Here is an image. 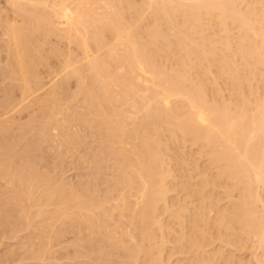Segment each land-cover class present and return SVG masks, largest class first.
<instances>
[{
    "label": "bare ground",
    "instance_id": "1",
    "mask_svg": "<svg viewBox=\"0 0 264 264\" xmlns=\"http://www.w3.org/2000/svg\"><path fill=\"white\" fill-rule=\"evenodd\" d=\"M7 1L12 7L13 15L11 20L8 21L9 23L5 25L6 27L0 33V50L4 53V67L2 68V61L0 62V66L4 70V74H7L5 76H12L14 80H17L16 82L18 83V86L20 88V94L19 101L17 100L16 96L15 98L17 101H12L11 99L8 100V98L5 101L6 109L3 108L4 105L2 106V108L5 110L2 111L3 113H0V117H3V119L0 120V132L9 131L7 129H10V126L8 125L9 118L11 116L10 113L13 114L18 106L19 108H21L20 105L24 104L27 101H30V99H33L38 104L40 103V105H42L43 103L44 105H46L45 103H47L48 105L52 104L53 106L51 107L50 105V107L52 108L51 114H49L48 116L46 114L44 123H42V125L40 124V134L44 136V138L46 137V140L48 139L47 133H49L48 131H50L52 125L53 130L54 124L56 126H58L59 124H57V121L55 120V114L53 113L56 108L55 104L59 99L55 89L56 87H58L57 84L55 85V82L58 83V78L57 80L55 78L56 81L49 82H53L54 84H51L50 87L46 88L47 85H44L39 75L38 69L39 66L44 67L45 64L42 65L41 58L38 59L35 57L38 48L36 51L34 50L36 53L32 55L29 54L28 51V49H30V47L32 46L33 41H35L37 38H42L41 42L43 41L46 43L48 39V41H50L51 37H56L61 41L67 42L69 52L73 48L77 54L80 53L76 57H72L73 51L72 55L68 52L69 54L66 55L67 57L65 56L66 58L62 62V66H57L60 68V71H58V73L56 74L59 75L60 72L61 75L62 72V75L64 73L68 79L71 77V75L78 78L76 80L80 84V86L78 85V89L80 87V92L84 91V93L82 94L86 93L85 95L98 105L99 112L102 111L100 113H102V118L104 119L101 118V130L102 133L104 132L103 134H105V136L103 137L107 138L108 136V142L112 144L111 140H113V143L114 141H121L123 143L124 140H126L125 138H127L123 136L124 133H126L125 131H127L128 129V127H126V120H128L129 122L130 120H132V118L135 119L136 117L134 118L133 115H136L137 113V118H139V115L141 118H139L140 122L138 123L129 122L130 124H132L131 128L133 126L134 127L132 130L130 129L127 131L128 136L131 134V139L128 137L126 140H132V143L134 145L136 144L134 142L140 143H137V145L135 146L133 144L130 145L131 147L134 146L133 148H131L129 145L125 146L128 147V150L125 147V149L123 150V146L126 145L124 142V145L122 144L123 146L120 147L122 150L119 149L121 152L118 151L120 154L116 152L118 148H115L116 151L113 153L115 157L117 155L116 159H119V163H116V166L118 165L117 168L119 170V172L117 170V177L119 178V181L118 179H116L118 181L116 182L117 185L116 183H114L115 189H119L115 191L116 193L118 192L117 195H115V193L113 192L115 189L112 190V193H110L108 189L107 191L104 189L105 192H107V194H104L107 196L109 194L110 197L108 196L109 198L102 200L100 199L101 197L99 199H96L97 194H94L93 192V195L92 191L91 195L90 190H88V192L83 191L84 194H90V196H86L82 193V191L81 194H78L79 191L75 192V190L73 191L75 193H71V190H73L72 188L70 190V194H67V192L63 190L60 191V189L62 188H60L59 186L57 187H59L60 189L56 186L55 187L57 189H53V186L50 187V183L48 184L49 186L42 185L43 188H41V184L43 183L42 180L44 179H41L39 177L38 179H35L37 176L34 175V178L32 177L33 174L31 175L29 173L31 175L30 176L25 172L26 170L24 171L25 174L21 172L20 175L16 174V176L18 177H14V174L13 176L11 174L14 171V169H12L13 171L10 173L12 177L9 175L11 177H9V182H7L8 180H6V182H3L5 181V178H8L3 175L5 174V172L1 169L0 189L1 194L3 195L0 194V196L4 198V202H0V205L2 204L4 207L9 205L12 210L14 209L17 212L20 211V214L24 213L27 216L26 218L24 214L21 215L22 219L26 218L27 220H29L30 218H28V216L31 217L33 216V214L28 212H31L32 210L36 211L34 207H38V210L40 209L39 211L37 210V214L35 213L36 217L43 214L44 206L42 205L45 204L42 203L43 199H40L41 195L39 194V192L43 193V196L41 198L47 197L48 199L49 196H51L50 198H52L53 200V197H56V199L54 198V201L56 202L53 201L54 205H56L57 207L59 206L61 210L63 208L62 211H59L61 214L63 212L65 217L67 214L68 217H66V219H68L69 221H67V223L72 225V229L74 228L73 233L75 231V233L79 232L81 234H87V236L91 235V237L88 236V238H96L92 239V241H97V239L98 241H100L101 239H106L105 241H107V244L108 242L109 244L111 242L112 245L110 244V246H113L115 248H118L120 246L119 248L121 252H127V256H124V258L127 257V260H129V262L131 261V264H140L139 256L141 255H143V258L146 260L145 262V260L143 259V263L145 264H168L167 262L165 263V259L162 258L164 256V251L163 253H161V248L163 250L165 247L163 248L164 245H162V243L159 244L162 245V247L159 246L158 243L163 242L164 244H167L166 242L168 238L166 239V237H170L172 235H175L176 237V232L173 231L175 233L174 234L171 231L172 228L170 227V233V231H168L169 226L166 228V226L163 225L164 220H162V215H165L166 213L168 214V212L170 211L168 210L169 206L166 205L168 204L166 202L168 201V193H171L172 189L170 188L171 191H169L170 189L167 188V181L171 183V181L169 180H173V176L171 173H169L171 172V170L169 169L170 167L166 169L167 162L164 161L166 160L164 158V155L159 156V154L161 153H157L158 151L155 149L156 146H153L155 144L157 145V141L154 142V139L160 132H163V130H161V126H165V130H167L169 134H167V132L165 133L168 136H171V138L169 139L177 140L178 138L179 141L180 137L182 138L180 141L182 142L183 140L182 143H185V139L187 138L188 140L189 138V140H191L194 145H197L199 147V151L202 148L201 151L204 156L202 154L201 155L205 158H208V161L205 159V162L208 163L210 169H215L214 174L217 172L216 175L213 176V178L216 179V182L212 181L210 183L215 182L217 184V187H219L218 185H222L221 187L225 186L226 188V186L231 182L229 186H233L235 187V189H237V187L243 186V196H241L244 199H241L240 196V194L242 193L240 191L241 188L240 190L237 189L235 191L232 187L235 193L238 190L241 192H237L239 195L238 199L240 198L239 202L242 203V201H244L241 205V208L240 204L239 207L237 206L238 208L236 206H232L233 209L230 208L231 206H227L226 209L228 210L229 208L228 212L230 213V215L234 214V219L232 218V216H229V218L231 217L232 221L227 218L231 221V223L230 221H226L227 219L225 217H227V215L225 216L226 212L223 213L225 211L224 208V211L222 210L223 212L221 213L224 214L222 216H224L225 220L220 216V208V210H217L219 212V215H217L218 212H216V215L220 216L217 217V220L222 218L223 220H219L221 221V223L222 221H226L225 224L223 223L220 225L221 227L219 226L220 223H218L217 220L213 221L216 219L213 218L214 216L216 217V215H213V220L211 219V221L213 222H209L210 218H208V216L206 215H208V213H210L211 211L209 212L207 209L205 210L206 215L204 213V209H206L207 207L203 209L199 207L200 209L198 208V213H195L194 216L198 217L197 214H199V217H201L202 219L200 221L205 224L203 225L204 227L206 226L205 228H208V230L210 224H213L215 222H217V225L219 227L217 225L216 226L218 228H222V225H224L228 229L227 222H229L228 226H231L229 227V229L231 228L232 231L236 232L240 229L242 232L241 235L243 234V237L246 238V241L249 242L252 239H256L255 243L257 244V248L260 249L264 255V93H262V97L260 96L261 92H258L259 85L260 87L261 84L263 85L260 90L264 88L263 12L258 11L260 15L259 13H257V11L255 12V9L253 12V9H250L251 6L246 3L249 6L248 8V6L245 5L244 2L246 0H141L142 2L138 0L140 5L136 4L135 0ZM133 1H135L136 5L133 3ZM238 4L239 6L244 5L243 7L245 8V10L244 8L243 10H241V8L238 7ZM142 10H145V13L148 15V17L144 12H142ZM139 11L142 12V14H140ZM139 16H142V24L144 23V18L145 20L147 18L149 20H152L150 21L152 23L147 20L146 22H148V24L145 25L146 27L144 29L142 28L143 30H141V27H137L139 25L142 26L141 23L135 25V22H138V19L141 20ZM162 26H167V31L169 28L174 31V33L171 34V38H169V36H166L165 31L162 30L164 28H161ZM210 26H213V29L214 27H220V29L218 28V30L215 29L217 31H214L211 27L210 31ZM132 27L136 29L138 28V31H135V29H132ZM234 30H237L235 34L233 33ZM213 31L214 34H212ZM173 48L181 56L175 55V51L171 52L174 50ZM33 49L31 48V50ZM173 54L177 57V59L175 58L176 64L173 63L174 61L172 62L176 66L174 69L173 65L170 68L171 71H166L167 65L165 67H157L158 65L155 64V62H158V59L164 57L165 60V58L168 56L170 58V55L174 57ZM158 56H161V58ZM42 59H44V57ZM166 62L168 63V61ZM159 63V66H163L161 62ZM254 66H259L261 70V77L259 80L261 83H256L258 86L257 90L255 89L257 87L255 84L254 88L253 83H251L247 79H242V74H248V72H250ZM53 69L51 67V70ZM57 70L58 69H56V71ZM64 81L69 82V80L66 81V79ZM65 82L64 84H67ZM61 83L63 85V81L60 82V84ZM221 83L226 84V86L228 87H226V90L229 91L228 96H230L231 99L234 96V100H227L228 102H225L224 100L220 99L222 96H220V94L224 91L223 89L225 88V86ZM220 85L224 88L221 89L222 87ZM246 90L248 91L250 98L253 96L252 101L250 100V98L248 99L246 97L248 94ZM42 91L43 93H41ZM89 98L88 100H90ZM218 98L223 103L221 101L219 102ZM15 102L18 103L15 104ZM89 103L90 109L94 108L91 106L92 102ZM106 104L108 108L106 107ZM104 105L108 112H106ZM116 105H121V109H117L118 106L116 107ZM129 108L132 113L134 111L136 113H133V117L131 116L127 118V116L125 115L130 112L128 111ZM97 111L98 110H96L94 115L97 113ZM130 113H128V116L130 115ZM100 116L97 118L95 117L96 120L99 119ZM52 121L56 123L52 124ZM97 121L100 123L99 120ZM5 123L7 125H4ZM134 123L135 125H133ZM150 123L153 125L152 129H150ZM122 130H124V132ZM121 133H123L122 137L120 135ZM118 138H124V140L119 141ZM149 141H152L154 144H151L152 142L148 143ZM117 144L119 145V143ZM160 145L161 144H158L159 148ZM159 148L157 147L158 150H160ZM11 149L8 148L9 151ZM111 150H113V148H111ZM204 153L207 155V157ZM7 155L4 156L7 157ZM205 165L208 166L207 164ZM167 166H169L168 163ZM3 167L4 166H2V168ZM21 167H23V165ZM15 178L17 183L15 182ZM32 179H35L36 181L35 184L37 186L35 190V185L33 186L34 182H32L34 180ZM39 182H42L40 186L38 185ZM207 182H209V180L205 182L208 185ZM225 182H228L226 183L227 185L225 184ZM111 183L113 182L111 181ZM215 183H213L214 186ZM223 183L225 185H223ZM11 186L13 188V191L14 189H16L15 186H17L18 188L15 190L17 192H14L20 193L16 194V196L14 195L15 193L12 194L13 192L11 191ZM38 186L39 188H41V191H39L40 189H37ZM229 186L227 187L230 188ZM44 187L46 190L44 189ZM183 190L185 191V189ZM206 190H208V188ZM227 190L228 189H225V191L228 193ZM231 190H229V193H233L234 195L233 190L232 192ZM34 191H39V195L36 194L37 192L33 193ZM10 194L13 195V197ZM35 194L36 196L38 195V198L34 196ZM110 194H113L112 196H117L116 198L118 199L114 200V197H111ZM203 196H201L200 194V198H202ZM34 197H36L34 200L35 202L32 201ZM110 198L113 199L111 200ZM109 199L112 202H110ZM208 199L204 200L203 198V201L205 202ZM238 203L236 205H238ZM40 204L42 207L40 206ZM49 204L52 205L53 203H51L50 201ZM204 204L206 203H203V205ZM161 205L162 208L160 207ZM203 205L199 206L204 207ZM46 206L47 208L51 207L48 204L45 205V208ZM57 207H54V209ZM163 207L164 210H162V212H166L165 214H163L164 212L161 213L159 211V208L161 210L163 209ZM172 208L176 209L175 204H173ZM181 208V211L179 208H177L179 209V211L175 210L174 215V217L176 218V223L174 224H177L178 221L179 228L180 224H185L186 221L183 220L184 217L180 214L183 213V207ZM26 209L28 211H26ZM48 209H45V211ZM58 209L55 210L58 211ZM230 209H232L231 212ZM56 211L54 212L56 213ZM172 211L174 212V210ZM172 211L170 212L172 213ZM206 211H208V213ZM213 211L214 210H212V212ZM158 212H160V215H162L159 216ZM228 212L226 214H228ZM60 213H56L58 218H60L59 216H61ZM45 214H47V212ZM49 214H52L51 216L55 215H53V213L51 212ZM173 214L174 213H172V215ZM211 215L209 217H211ZM57 216L56 220H58ZM195 217L194 221L195 219L196 221H198L199 217ZM32 219L33 218L31 217V220ZM61 220L63 219L61 218ZM194 221L191 222L193 223V225L196 224L194 223ZM201 222H199V226L202 224ZM203 225L201 226L203 227ZM183 226L180 228L181 231L183 230V232L180 231L182 234L187 230H185ZM194 226L190 225L184 227L192 228L191 231L190 228L188 229L191 234L192 231L194 232ZM202 227L199 228L202 229ZM215 227H210V229H215ZM197 228L195 229L198 231L199 228ZM212 229L209 231L207 230V233L209 235L213 233ZM227 229L225 231L229 230ZM166 231H168L171 235H169V233L167 232L168 236L165 237ZM158 232L159 235H161L159 236L157 234L158 237L165 238L164 240L166 242H164L163 239L160 240V242L157 240L159 238L156 239L157 236L155 235ZM195 232L193 234H196ZM218 232L221 233L220 237H222L223 239L225 235L222 236L223 233L220 231ZM101 233L104 235V237L103 235L102 237L100 236L101 239L99 240L100 237L97 236L101 235ZM207 233L205 234V232H203V238L208 235ZM182 234L180 235L182 236ZM186 234L190 235L188 232ZM186 234H184V237H186ZM199 234L197 233L196 235L200 237ZM213 234L211 236H213ZM226 234L229 235L228 232ZM232 234L229 236L227 235V237L230 238L231 236H233ZM215 235V238H211L213 239V242H209L214 244V239H218L216 237H219L218 233ZM80 237H82V235H80ZM83 237L86 238L87 241L90 239H87V237L85 236ZM184 237H180L178 242L181 243V241L185 239ZM187 237H189L191 241L195 239L193 238L194 235H190ZM206 237L204 239L205 241L207 239ZM220 237L218 240H222L220 239ZM172 238L173 237H171V239L169 238V240H172ZM201 238L202 237H200V240L203 241V238ZM239 238L240 241L245 240L241 239L240 236L235 238L234 240L231 239L232 241H235L232 243H239ZM80 239L82 240L83 238ZM197 239L195 240L198 243H196L198 245L197 248H200V253L202 251L205 252L204 249L202 250L203 247H201V245L203 246L204 241L200 242L199 238ZM84 240L85 239H83V241ZM92 241L90 240L89 242L91 243ZM185 241L187 242V239H185ZM189 241L187 243H190L191 245L192 242ZM174 242L177 241L175 240ZM186 242L185 244L187 245ZM199 242L201 243V245ZM84 243L81 247L86 244ZM90 243L87 246H89ZM98 243L100 245H103L105 242L103 241V244L102 242ZM126 243H129L131 245L129 246ZM113 244L118 246H114ZM193 244L194 245H192V248L196 246L195 241ZM208 244L206 243V246H208ZM157 245L159 248L158 251L155 252ZM190 245H188L190 251L196 249H191V247H189ZM237 245L239 246L240 243ZM92 247L94 246H91V248L89 246V248H87L92 249ZM100 248L102 249V247ZM121 248L126 251H122ZM101 249L100 252L99 250L97 251L101 253ZM198 249H196L197 252ZM219 249L214 251L217 252ZM220 251H218L219 253L217 252L218 254L216 253L218 257L222 254L220 253ZM75 253H77V251ZM197 255L198 259L205 258L213 263H217V259H221V257L217 258V255H214L212 257L213 259H216V261L214 262L211 258L209 259L212 254H208L210 256H207V258L205 257V253V256L203 255V258L199 257L201 254L199 255L197 253ZM221 256L223 257V255ZM191 258V261L194 262L197 257ZM198 259L197 261H199ZM226 260L228 261V263L230 262L229 257ZM226 260L223 261L225 264L227 262ZM204 261L202 260V262ZM257 261L260 264L263 263L262 261L260 262V260ZM223 262L221 261V263ZM231 262L229 264H232ZM190 263L194 264L195 262Z\"/></svg>",
    "mask_w": 264,
    "mask_h": 264
},
{
    "label": "rangeland",
    "instance_id": "2",
    "mask_svg": "<svg viewBox=\"0 0 264 264\" xmlns=\"http://www.w3.org/2000/svg\"><path fill=\"white\" fill-rule=\"evenodd\" d=\"M135 1H136V4H139L138 0H135ZM135 1H133L134 4H135ZM246 1L244 2L245 5L251 6L250 9L251 10L253 9V12L255 9V12L256 11H257V13L263 12V14H264V0H246ZM140 2H142V1L140 0ZM243 6H241V5L239 6V4H238V7L241 8V10H243V8H244ZM249 6H248V8H249ZM244 10H245V8H244ZM12 11H13L12 7L10 6V4L8 3L7 0H0V26H1L0 27V33L6 27L5 25L7 23H9L8 21L11 20L12 15H13ZM142 12L145 13V10L144 11L142 10ZM142 12H140V14H142ZM140 14H137V15H140ZM137 15H136V17H137ZM259 15H260V13H259ZM146 16L148 17L147 14H146ZM139 17L141 18V20L138 19ZM139 17L137 18L138 22H135V25L138 23H141L142 16H139ZM136 20H134V21H136ZM144 20H145V18H144ZM144 20H143L144 23L143 24L141 23L142 26L144 25L143 27L140 25L137 26L138 28L141 27V30H143L146 27L145 25L148 24V22H146V21L149 19L147 18L145 21ZM150 21H152V20H149V22ZM150 23H152V22H150ZM214 26H216V25H214ZM211 27H212V30H214V31H217L218 28L220 29V27H216V28L214 27V29H213V26H210V31H211ZM138 28L136 29V28L132 27V29H135V31L136 30L138 31ZM161 28H164L162 30L165 31L166 36L167 37L169 36V38H171V34L174 33V31L171 30L170 28L167 31V26H164V27L162 26ZM215 29H217V30H215ZM170 31H172V32H170ZM214 31H213V33L212 32H210V33L214 34ZM236 31L234 30L233 33L235 34ZM166 32H168L169 34ZM54 38L51 37L50 41H48L49 40L48 39L46 41L47 44L43 41L41 42L42 38H37L35 41H33V44L30 47V49H28V51H29V54H31V55L35 54L37 52L38 56H37V54H35V57L38 59L41 58L42 65H44V64L47 65V66L44 65V67L43 66L38 67L39 75H40L44 85L45 84L47 85L46 88L50 87L51 84H54L53 82L52 83H49V82L56 81L58 78V83L55 82V85L57 84L59 88L55 86L56 87L55 89H56V93L58 94L59 99H58L57 103L55 104L56 108H55L53 113L55 114V120L57 121V124L58 123L59 124H58V126H56L54 124L53 130H52L53 125H52L50 131H48L49 133H47L48 136L45 135L48 138L46 140V137L44 138V136H42L40 134V127H41L42 123H44V119L46 118V114H47V116L49 114H51V111H52L51 107H53V106H52V104H50L51 105V107H50V105H48L47 103H45L46 105H44V103L42 105H40V103L39 104L36 103V101H34L33 99L32 100L30 99V101H27L24 104H21L20 105L21 108H19V106H18L16 108V111L13 112V114L10 113V115H11L9 118L10 124L8 123V125L10 126V129H7L9 131H5V132L1 131L0 132V161H1L0 162V170L2 169V171L5 172V174H3V175H5L8 178V179L5 178V181H3V182H6V180H8L7 182H9V179L13 176V174L15 177L16 174L20 175L21 172L24 173V171L26 170L25 171L26 173H28V174L30 173L31 175L33 174L32 177L35 178V176H37L35 179H38V177L41 179H44V180H42L43 183L39 182V184H38L40 186V184L42 183L41 188H43L42 185L47 186L50 183L49 185H50V187L53 186V189H55L57 186H59L62 189H60L59 187H57V188H59L60 191L63 190L65 192H67V194H70L71 188L73 189V190H71V193H75L76 191H79L78 194L79 193L81 194V191L84 194L83 191L88 192V190H90V194H91V191H92V194H93V192H94V194H97L96 199H99L101 197L100 199L103 200V199L110 197L109 194H108L109 197L104 194V193L107 194V192H105V190L107 191V189H108L109 192L112 193V190L115 189L114 183L119 181V178L117 177L118 165L116 166V163L117 162L119 163V159L117 158L118 159V161H117V159H116L117 155H116V157L113 155V153L116 151L115 148H118L116 152H118V151L121 152L119 149H121L120 147H122L124 145V142H125L126 145L123 146V150L125 148L128 150V147H125V146H128V145L130 146L133 143H132V140L126 141L127 138L128 137L130 138V136H131V134L128 136L127 131L130 129L132 130L134 127L133 126L131 128L132 124H130L129 122L138 123V122H140L139 118H141V117L139 115V118H137L138 116H136V115H138V113L136 115L135 114L133 115V113L135 111L132 113V111L129 108L128 111H130L131 113L128 112V113H130V115L128 116V113H127L125 116H127V118H128V117H131L133 115L134 118L136 117L135 119H137V120H135L133 118H132V120L129 119L130 120L129 122H128V120H126V122H127L126 127H128V129H127V131H125L127 134L124 133V135H123L124 137H127V138H125L126 140H124V138H122V139L118 138L119 141L124 140V142L122 143L120 141L121 142L120 143V142L114 141V143H113V140H111V139H109V140H111L112 144L110 142H108V139H107L108 136H107V138L103 137V136H105V134H103L104 132L102 133V130H101L102 129L101 118L103 117V115L100 112H102V111L99 112L98 105L95 104L88 96H86L85 95L86 93L82 94V93H84V91L80 92V87L78 89V85L80 86V84L76 80L78 78L71 75V77L68 79L64 73H63V75H64V77H63L62 72H61V75H62V79H61L60 72H59V75L56 74V73H58V71H60L59 67L62 66L61 64H62L63 60H65V58L67 57L66 55H68L69 53L72 55V51H73L72 57H74V56L76 57L80 53L77 54L73 48H72L73 50L71 49L69 52V48L67 46L66 41H61L60 39H58L56 37H54ZM31 48L32 49L34 48V49L31 50ZM37 48H38V50H37ZM34 50L35 51L37 50V51L35 52ZM171 52H174L175 55L181 56L178 52H176L175 49ZM175 55H174V57L172 55H170L173 58L170 57L171 58L170 59L168 56L165 58V60H164V57L161 58V56H158L162 60L158 59V62L157 61H156L157 63L155 62V64L158 65V66L157 65L156 66L159 68V67H165L167 65L166 71H168V70L171 71L170 68L172 67V65H173V69L176 67L174 65V64H176L175 60L177 59V57ZM3 56H4V53L0 50V62L2 61L1 63L3 64L2 68L4 67ZM1 57H2V59H1ZM43 57L45 60L42 59ZM168 58L172 61H170ZM166 61H168V63ZM159 62H161L163 64V66H159L160 65ZM55 66H56V68H55ZM57 66H59V67H57ZM48 67H49V69H48ZM51 67H52V69L54 68L55 70L54 69H53L54 71L51 70ZM2 68L0 66V69H1L0 70V72H1L0 73L1 74L0 75V110H1L0 113H3L2 111H4L6 109L5 108L6 102L5 101L8 98H9L8 100L11 99L12 101L13 100L19 101V94H20V91H19L20 88L18 86V83L16 82L17 80H14V78L12 76H10V77L5 76L7 74L6 73L4 74V70ZM56 69H58V70L56 71ZM245 75H247V76H245ZM245 75L242 74V76H243L242 79L243 78L247 79L248 81L253 83V85L255 84L257 86L256 83H258V84L261 83L259 81L260 77H261V70H260L259 66H254L253 69L250 72H248V74L246 73ZM5 77H7V78H5ZM59 77H60V79H59ZM55 78H56V80H55ZM65 79H66V81L69 80V82H65L64 81ZM61 80L63 81V85H62V83L60 84V82H62ZM64 82L67 84H64ZM221 84H223L225 86V88L220 85L222 87L221 89L224 88L223 89L224 91L221 90L223 92L220 94V96L222 95L221 98L220 97L219 98L224 100L225 102H228L232 99L234 100V96L232 97V99L230 98V96H228L229 91L226 90V87H227L226 84L225 83H221ZM255 85H254V88H255ZM261 87H263L262 84H261ZM261 87L259 85L258 92H261L260 96L263 97L264 94L262 95V93H264V91H263L264 88H262V90H260ZM257 88H258V86L255 89L257 90ZM246 92L248 93L247 90H246ZM41 93H43V91ZM77 93H79L80 95ZM231 93H230V95H231ZM247 93H245V94H247ZM15 96H16L17 100H16ZM248 96H249V93L246 96L249 99L250 96L249 97ZM84 97H87V98H84ZM88 98L90 100H88ZM218 99H216V100H218ZM220 99L218 100L219 102L221 101ZM250 100L251 101L253 100V96L250 98ZM89 102H92L91 106L94 108L90 109V106H89L90 103ZM16 103H18V102H15V104ZM3 105H4L3 108H5V109L2 108ZM41 106H43L44 108ZM117 106H118L117 109H121V105H116V107ZM104 107H105V105H104ZM106 107H107V104H106ZM106 107H105V109H106ZM95 108H96V110H98L97 113L99 112L98 115H97V113L94 115V113L96 112ZM20 109H21V111H20ZM49 110H50V113H49ZM248 110H249V107H248ZM250 110H251V108H250ZM106 112H108L107 109H106ZM100 115H102V116H100ZM99 116H100V118L97 120H99L100 123L96 120V118ZM41 117L42 118L44 117V118L42 119ZM2 119H3V117H0V120H2ZM10 119H12V120H10ZM102 119H104V118H102ZM53 121H54V119H53ZM53 121H52V124L56 123ZM135 123L133 125H135ZM4 125H7V124L5 123ZM127 125H129V126H127ZM150 125H149L151 127L150 129H152L153 125L151 123H150ZM165 128H166L165 126L164 127L161 126V130H163V132H160L158 134V136L154 139V142L157 141V145L156 144L153 145L154 147L156 146L155 149L158 151L157 153H161V154H159V156L164 155V158L166 160H164V158H163V160L165 162H167L169 165V166H167V163H166V167H167L166 169H168L170 167L169 169L171 170V172H169V173H171L173 176V178H172L170 176L171 174L169 175L173 179V180L168 179L169 181H171V183L167 181V184H168L167 188L172 189V192H171L172 194L168 193L169 196L167 195L168 201L166 203H168L169 205L168 204H166V205L169 206L168 210H170V211L174 210V212L172 211V213H174V214L172 215V213L170 211L168 212V214L164 211H163L164 212L163 213L162 210H164V207L161 210L159 208V211L163 214L166 213L165 215L161 214L162 220H164L163 225L166 226V228L169 226L168 231H170V227H171L172 228L171 231L176 232V237H175V235H172L169 237L167 235L169 232L166 231L165 237L168 236V237H166V239L168 238L167 242H166L164 240L165 238L158 237L159 232L156 233V235H155V236H157L156 239L159 238V239H157L159 242H160V240L163 239V241L167 243V244H164L163 242L158 243V245L162 243V245H164L163 248L165 247L163 250L161 248V253H163V251H164V256L162 258L165 259V263L167 262L168 264H191L190 262H192V263L195 262L197 264H225L223 261L229 257L230 262L232 261L231 262L232 264H260L257 260H260V262L262 261L263 262L262 264H264V260H263L264 255H263V252L257 248V244L255 243L256 239L255 240L252 239L254 241H252V240L249 242L246 241V238L243 237V234L241 235L242 232L240 229H239V231L237 230V232L232 231L231 228L229 229V227H231V226H228L229 222H227L228 225L226 224L229 230L224 225H222L223 229L218 228L221 224H223V223L225 224L226 221H230V220L232 221L231 217L229 218V216H232V218L234 219V217H233L234 214L230 215V213L228 212L229 208H228V210L226 209L227 206L228 207L231 206L230 208L233 209L232 206H236V207L238 206L239 207V204H240V208H241V205H242L244 200L242 201V203L239 202L240 198L238 199V196H239L238 193H241L243 191L242 190L243 186L241 185L242 187H237V189H239V190L241 188V190H240L241 192L238 190L237 191L238 193L234 192V190L235 191L237 190V189H235V187L229 186L231 183L230 181H228V182H230L228 185L226 184L228 182H225V184L227 186H229L230 188H228L227 186H226V188H225V186L221 187L222 185L221 186L218 185L219 187H217V184L215 183L216 179L213 178V176L216 175L217 172L214 174L215 169L211 168L214 171L211 170L209 168L210 166L208 165V163L205 162V159L208 161V158L203 157L204 155L202 154V151H201L202 148L200 147L201 149L199 151V147L197 145H194L191 142V140H189V138H188L189 141L187 140V138L185 139L186 140L185 143H182L183 140H182V142L180 141L182 139L180 137H179V139H180L179 141H178V138H177V140L176 139H172V140L169 139V138H171V136L169 135L170 136L169 137L167 135L169 133L167 132V130H165ZM124 130H126V129H124ZM124 130H122V131L124 132ZM38 131H39V133H38ZM165 132H167V134ZM122 134L123 133L120 134L121 137H122ZM120 135H119V137H120ZM125 135H127V136H125ZM105 139H106V141H105ZM174 140H176V141H174ZM126 142L127 143L129 142L131 144H129V143L127 144ZM151 142L152 141H149L148 143H151ZM117 143H119L120 146ZM134 143H136L135 145H137V143H140V142H134ZM113 144H115V145H113ZM151 144H154V143L152 142ZM158 144H161L160 148H159ZM186 144H188V145H186ZM133 147H131V148H133ZM157 147L160 150H158ZM8 148L9 149L12 148V149L9 151ZM111 148H113V150H111ZM109 150H111L112 152ZM5 151H7V152H5ZM119 152H118V154H120ZM199 153H200V156L202 158L199 156ZM115 154H117V153H115ZM4 155H7V157ZM206 157H207V155H206ZM183 163H185V164H183ZM205 164H207L208 166H206ZM22 165H23V167H21ZM2 166H4V167L2 168ZM29 166H30V168H29ZM12 169H14V171ZM12 171L15 173H13ZM216 171H217V169H216ZM118 172H119V170H118ZM10 173L12 174V176L10 175ZM16 177H18V176H16ZM35 179H32V180H34V181H32V182H34L33 186L35 185L34 190L36 189V186H37L35 184V182H36ZM116 179H118V181ZM114 180H116V181H114ZM207 180H209V182H207L208 185L205 183ZM111 181L113 183H111ZM212 181H215V182H213V183H215V186L213 185V183H210ZM15 182H16V178H15ZM60 183H61V185H60ZM209 183H210V185H209ZM112 184H113L114 188H113ZM225 184L223 183V185H225ZM116 185H117V183H116ZM17 186H18V184H17ZM17 186H15L16 189L18 188ZM39 186L37 189H40L39 191H41V188H39ZM203 186H204V188H203ZM232 187L234 188V190ZM10 188H11V191L13 192V193L11 192L12 194L17 192V191H15L16 189H14L15 192L13 191L12 186ZM109 188H112V189H109ZM207 188H208V190H206ZM44 189H45V187H44ZM82 189H84V190H82ZM171 189L169 191H171ZM183 189H185V191ZM225 189H228L227 190L228 193L225 191ZM231 189L233 190L234 195H233V193L232 194L229 193V190H231ZM18 190H20V189H18ZM74 190H75V192H73ZM117 190H119V189H115L113 191L115 193V195H117V193H118V192L117 193L115 192ZM232 190H231V192H232ZM39 191H34L33 193L37 192L36 194H38ZM98 191H100V192H98ZM101 191H102V193H101ZM120 191H121V189H120ZM197 191H198V194H197ZM43 192H44V190H43ZM95 192H97V193H95ZM18 193H20V192H18ZM18 193H15L14 195L16 196V194H18ZM0 194H1V189H0ZM36 194L34 196H36ZM39 194L41 195L40 199H43V201H44V202L42 201V203H44L45 205L48 204L51 206V207H48L49 208L48 209L47 206L45 208V205H42V206H44L43 214H45L47 212V214H45V215H43V214L41 216L39 215L42 218H40L39 216L36 217L37 212L40 210V209L39 210L37 209L38 207L36 208L33 206L36 209V211L32 210L31 212H28V213L33 214V216H31L30 214L29 215L34 220L33 219L31 220V217H29V216H28V218H30V219L27 220L26 219L27 216L24 213L23 214L26 216V218L22 219L21 215H23V214H20V211H18L19 212L18 213L17 211H15L13 209L14 210V212H13V210L9 207V205H7L8 207L7 206L4 207L2 204L0 205V212H1L0 213V264H128V263L131 264V261L129 262V260H127L128 259L127 257L124 258V256H127V252H121L120 248H119L120 246L118 247L119 249L115 248L113 246H110L111 242H110V244H109V242L107 244V241H105L106 239L105 240L101 239V237L103 235L102 233H101V235H98V236L96 235L97 237L101 236L99 238V240L100 239L101 240L100 241H98V239H97V241L94 240L95 242L92 241V239H96V238L95 237L90 238L91 235H88V236H90L89 237L90 239H89L87 234H84V233L81 234V233L77 232V230H76L77 233H75V231L73 233L74 228L72 229V225L67 223V221H68V219H66V217H68L67 214L65 217L63 212H62V214L60 213V211H62L63 208L61 210V208L59 206L57 207L56 205H54V202H56V201H54V198L56 199V197H53V200H52V198H50L51 196H49V198H50V200H49V198L47 199V197L41 198L43 196V193L39 192ZM87 194H89V193H86L84 195L90 196V194L89 195H87ZM102 194H104V195H102ZM200 194H201V196H203V195L204 196L202 198H200ZM228 194H230V195H228ZM242 194H243V192L240 194V196ZM1 195H3V194H1ZM44 195H45V193H44ZM98 195H99V197H98ZM112 195H111V197H114V200L118 199V198H116L117 196H112ZM11 196L13 197V195H11ZM242 196H241V199L243 198ZM36 197H34V199L32 201H34ZM118 197H119V194H118ZM196 197H197V199H196ZM2 198L3 197L0 196V202L1 203L4 202V198L3 199ZM203 198H204V200H206L208 198H212V199H208L207 201L204 202ZM110 199H109V201L112 202L111 200L113 198L111 200ZM1 200H3V201H1ZM45 200H47V201H45ZM50 201H51V203H53L52 204L53 207L51 204H49ZM200 201H201V203H200ZM203 203H206V204L203 205ZM237 203H238V205H236ZM173 204H175L176 209H173L175 207L172 208ZM32 205H33V203H32ZM170 205H172V206H170ZM177 205H179V206H177ZM199 205H203L204 207L199 206ZM40 206H41V204H40ZM54 207H57V208H55L56 210L59 208L58 211L59 210L60 211L59 212L56 211L54 209ZM160 207L162 208V205ZM181 207H183V213L184 214L183 213H180V214L183 215V217H184L183 220L184 221L186 220V221H185V224H182V225L180 224V228L183 225L184 226H190V225L194 226L195 225L196 226V227L194 226L195 228L202 227L201 225H203L204 223H202L200 221V220H202L201 217H199L200 215L197 214L199 218L194 216L195 213H198L199 207L202 209L207 207L206 209H204V213H205V210H207V209L209 212L210 211L212 212V210H214L212 212V215H211V212L208 213V211H206L208 213V215H206V213H205V215L208 216V218H210L209 222L216 221L218 219L217 217H220V216L222 218H224V216H222V215H224L223 213H225V212L226 213L228 212V214L225 213V216L227 215V217H225V218L226 219L228 218L230 220L227 219L226 221H224V222L222 221V223H221V221H219V220L220 219L223 220V219L220 218L219 220H217V222L220 223L219 226L217 225V222L210 224L209 230L212 229V228L210 229V227H213V226L215 227L216 225L218 226V227L216 226L217 228L215 227L216 230L212 229L213 233H214V234L212 233L213 236H211L212 234L209 235L207 233L208 228H205L206 226L204 227L205 224L203 225L202 229L199 228V230L201 229L200 231L198 230L199 232L193 227L194 232L196 230L195 233L196 234L200 233L199 235L202 238H203V232H205V234L206 233L208 234L206 236H208L209 238L205 236L207 238L206 241L204 240L205 237L203 239L201 238L204 241L203 246H202L200 242H203V241L200 240V237L196 234H193L194 233L193 231L190 234V231L192 228L183 226V228L185 230L186 229L188 230L190 228V231L186 230V232L184 231V233L182 234L181 232H183V230L182 231L180 230L178 221H177V224H174V223H176V221H175L176 218L174 217L175 210L179 211V209H180V211H181L182 210ZM177 208H179V209H177ZM219 208L221 209V211H219L220 213L223 212L224 209H225V211L223 213H221L220 216H217V215H219V212L217 211V210H220ZM27 209H26V211H28ZM45 209H48V210L45 211ZM232 209H230V212ZM11 210H12V212H11ZM184 210H185V212H184ZM54 211H56L57 214L58 213L61 214V216H59L60 218H58V216L56 215V213ZM50 212L53 213V215L54 214L55 215L51 216L52 214L50 215L49 214ZM160 212H158L159 216H161ZM216 212H218L217 215H216ZM199 213H201V212H199ZM209 214L211 215V217H209L210 216ZM213 215H216V217L215 216L213 217ZM43 216H44V218H43ZM56 216H57L58 220H56ZM171 216H173V217H171ZM34 217H36L37 220ZM194 217L198 218V221H196V219H195V221H196L195 222ZM212 217L214 219L215 218L216 219L213 220ZM10 218H12V219H10ZM53 218H55V219H53ZM61 218L63 220H61ZM225 218H224V220H225ZM48 219H50V220H48ZM211 219L213 221H211ZM193 221L196 224L193 225V223H191ZM231 221H230V223H231ZM199 222L202 223V224L200 223L201 224L200 226H199ZM65 226H66V228H65ZM226 229L228 231H225ZM202 230H204V231H202ZM171 231H170V233H171ZM218 231L223 233L222 236L225 235L223 237V239L225 238L224 240L222 239V237H220L221 233H219ZM187 232L190 235H194L193 238H195V239L199 238V240H200L199 243H200L201 247H203L202 250L204 249V251H205V252L202 251L203 254H202V252L200 253V248L199 249L197 248L198 247V245H197L198 239L196 242V240L191 237L195 241V245H196L195 247L192 248V245H194L193 244L194 241L193 240L191 241L189 239V237H187V236H190V235L186 234ZM227 232L229 233V235L234 233V234H232L233 236H231L232 238L227 237V235H228V234H226ZM170 233H169V235H171ZM210 233H211V231H210ZM217 233L219 234V237L222 240H218L219 237H216L218 239H214L215 242L213 244V243H211V242H213L212 241L213 239H211V238L214 237V235ZM75 234L77 237L75 236ZM180 234H182V236ZM184 234H186L185 235L186 237H184ZM80 235H82V237H80ZM178 235H180V236H178ZM239 235L241 236V239H245V240L240 241V238H239L240 245L238 246L237 244H239V243L237 242V243L233 244L232 242H235V241H232V240H234L237 237H240ZM83 236L87 237V239H89V240L87 241L86 238H84ZM159 236H161V235H159ZM215 236H217V235H215ZM103 237H104V235H103ZM171 237H173L172 240H169V238L171 239ZM180 237L181 238L184 237L185 239H187V242L190 240L192 242V244L190 245V243H187L184 238H183L184 240H182V241L180 240L181 243L178 242ZM80 238H83L85 240L83 241V239L81 240ZM177 238H178V240H177ZM209 239H211V240H209ZM90 240L92 241L91 243L89 242ZM102 240L106 244L105 243L103 244ZM175 240L177 242H174ZM85 241L90 243V245H89L90 248H91V246H94V247H92V249H88L89 246H87V245L89 243H87ZM209 241H211V242H209ZM225 241H226V243H225ZM81 242H82V244L85 242L86 244L85 243L84 244L86 246L83 245V247H81L82 246ZM98 242H100V243L102 242V244L105 246L100 245ZM185 242L187 243V245L185 244ZM208 242H209V244H208ZM242 242H244V243H242ZM206 243L208 244V246H206ZM210 243H211V246H210ZM126 244H128L129 246L131 245L129 243H126ZM158 245H157L155 252L158 251V248H159ZM162 245H159V246L162 247ZM180 245H181V247H180ZM188 245H190L189 247H191V249H194V248L198 249V252L196 249H194L196 252L194 250L190 251V248H188ZM84 246H85V249H84ZM99 246L102 247V249ZM114 246H118V245H114ZM236 246H238V247H236ZM98 248H100L102 250L101 253H99L100 249H98ZM219 248L221 249V251ZM121 249H122V251H126L123 248H121ZM217 249H219L218 251H220V253H222L221 255H223V257L225 255L224 258L221 255L219 256L223 260L217 259L218 262L213 263L210 260L203 258L204 253L206 255V256L204 255L206 258H207V256H210L212 254V256H210L209 259L211 258L215 262L216 259L214 258L215 259L214 260L212 257L214 255L216 256L219 253L218 251H217L218 253L214 251ZM97 250H99V252ZM76 251H77L78 255H77V253H75ZM78 251L81 252L82 254L79 253ZM197 253L199 255L201 254L199 257L203 258V259H198ZM208 254H210V255H208ZM192 255H194V256H192ZM141 256H139V259H140L139 263L140 264H142L143 261L145 260L143 258V255H141ZM191 257H195V258L197 257V258L196 259L194 258L195 260L193 262V261H191L192 260ZM219 257L217 255V258H219ZM197 259L199 261H197ZM202 260L203 261L206 260L207 263H206V261L202 262ZM220 260L223 263H221ZM145 262H146V260H145ZM229 263H228V261L226 262V264H229ZM143 264H145V263H143Z\"/></svg>",
    "mask_w": 264,
    "mask_h": 264
}]
</instances>
